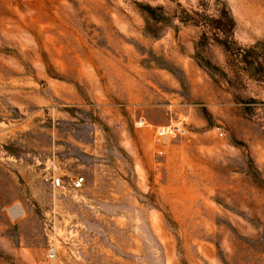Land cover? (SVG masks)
Listing matches in <instances>:
<instances>
[{
    "label": "rangeland",
    "instance_id": "374dc122",
    "mask_svg": "<svg viewBox=\"0 0 264 264\" xmlns=\"http://www.w3.org/2000/svg\"><path fill=\"white\" fill-rule=\"evenodd\" d=\"M0 259L264 264V0H0Z\"/></svg>",
    "mask_w": 264,
    "mask_h": 264
},
{
    "label": "built area",
    "instance_id": "2783aa9c",
    "mask_svg": "<svg viewBox=\"0 0 264 264\" xmlns=\"http://www.w3.org/2000/svg\"><path fill=\"white\" fill-rule=\"evenodd\" d=\"M138 124L146 125V119L141 118V120L138 122ZM186 121L183 119H178L177 121L165 123V124H158L154 127V147L158 151H162L165 143L168 141L169 138L183 134L186 132ZM223 133L222 131H220ZM86 177L84 175H76L73 177H70L69 181L67 182L69 186H71L72 189L79 190L82 189L85 184ZM66 184L65 179L63 175L57 174L53 172L52 175V185L53 187H61ZM53 249H50L52 252ZM0 264H6L0 259Z\"/></svg>",
    "mask_w": 264,
    "mask_h": 264
},
{
    "label": "bare ground",
    "instance_id": "6f19581e",
    "mask_svg": "<svg viewBox=\"0 0 264 264\" xmlns=\"http://www.w3.org/2000/svg\"><path fill=\"white\" fill-rule=\"evenodd\" d=\"M16 212V211H15Z\"/></svg>",
    "mask_w": 264,
    "mask_h": 264
}]
</instances>
